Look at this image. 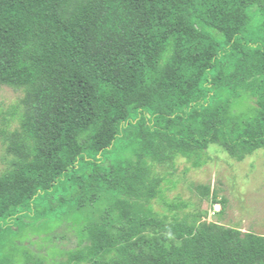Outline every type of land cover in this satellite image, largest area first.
Masks as SVG:
<instances>
[{"label":"trees","instance_id":"1","mask_svg":"<svg viewBox=\"0 0 264 264\" xmlns=\"http://www.w3.org/2000/svg\"><path fill=\"white\" fill-rule=\"evenodd\" d=\"M5 85L25 96L0 175V236L51 198L82 203L103 187L113 198L85 235L118 258L93 264H264V235L204 213L160 217L148 207L160 180L110 160L134 137L145 158L163 139L220 143L238 160L264 148V0H0ZM246 95L252 115H229Z\"/></svg>","mask_w":264,"mask_h":264},{"label":"rangeland","instance_id":"2","mask_svg":"<svg viewBox=\"0 0 264 264\" xmlns=\"http://www.w3.org/2000/svg\"><path fill=\"white\" fill-rule=\"evenodd\" d=\"M227 95L223 91L218 102L224 103ZM24 96V88L5 85L0 89V175L13 167L15 157L7 150L8 137L20 129ZM255 106L256 99L246 95L234 103L229 115L251 116L250 109ZM124 144L122 156L110 160L130 172L140 165L147 179L160 180L159 192L148 206L154 214L172 220L204 213L208 221L264 235V148L238 160L220 143H211L206 149L181 150L163 139L157 154L145 158L140 138ZM198 185L210 186L211 196L201 198ZM84 198L82 203L51 198L31 216L18 218L9 232L0 236V247L5 246L0 259L4 263L0 264H93L97 259H117L115 248L100 249L85 235L86 227L104 220V208L113 193L92 187ZM114 223L116 226L108 229L117 232L122 224L115 218Z\"/></svg>","mask_w":264,"mask_h":264}]
</instances>
